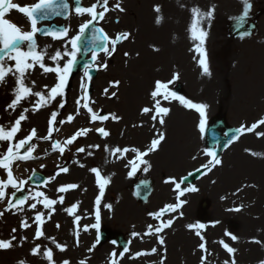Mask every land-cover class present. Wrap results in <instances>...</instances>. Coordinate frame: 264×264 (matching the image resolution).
<instances>
[{"label": "rangeland", "instance_id": "374dc122", "mask_svg": "<svg viewBox=\"0 0 264 264\" xmlns=\"http://www.w3.org/2000/svg\"><path fill=\"white\" fill-rule=\"evenodd\" d=\"M34 1L36 0H21L19 3L25 4L26 2L32 3ZM178 1L180 0H175V3L177 4ZM210 1L213 6L218 7V10L214 11L212 26L209 25V20L207 18L201 21L199 17L193 15V18L197 20V36L199 35L200 28H203L207 33L204 42L201 44L199 39L193 38V43H191L190 48H188L189 45H186L184 41L183 43L181 42L178 48V51L181 53L178 54V61L175 62L174 65H172V61L169 66H166L168 52L164 48H161L160 53H158V59L149 57L150 60H146L145 57L143 58L144 52H142L141 49L133 48V46L137 44L136 40L138 36L143 35L142 26L139 30L140 17L138 12H141L139 0H109V10L105 12V19L100 23V26L109 37L107 48L111 50L114 47L115 51L112 52L111 55L104 51L101 53L93 52L89 56L94 57L95 55V61L98 67L103 64L107 65V67H99L100 72L98 78L93 82L95 89L93 96L98 99L105 98V96L108 98V95L113 92L116 93L115 97L118 99L122 98L124 96V85L131 82L130 71L137 72L135 73V79L144 80L145 84V74L148 73V71L145 73V68H148L149 72H153V70L149 69V63L153 67L156 66L155 68L157 70L155 72H158L160 80H167L173 68L181 75L186 74L185 77L189 76L191 78L194 76L193 79L195 78L193 70L198 72V74L196 72V76H200V73L201 76H206L205 80L197 78V85L196 87L194 86L195 89L193 91L197 103L207 105L205 109H209V112L204 109L205 115L202 117L198 110L197 122L192 124L188 122L186 124L187 131L190 129L191 125L195 129V163L189 165L187 161L188 166L183 165L181 170H179V166L183 161H181L180 155L177 153L172 159V165L169 162L165 166V170L161 171V168L158 169L157 171H159V173L156 177H154V172L151 173L155 181L156 179L157 181L155 183L154 192L148 203L143 205L140 202H136L135 199V201L131 199L133 209L138 211L136 209L138 207L139 212L134 211L131 213L126 210L119 216L113 217L111 221H109L110 218L108 217L103 220L110 225L109 227L113 229L118 227L120 230L124 228L119 224V221L123 224L127 223L126 229L122 232L125 233V236L128 234V251L124 252V250L121 249L116 250V248L110 244L102 248V246L96 243L97 239L95 240L92 227L88 230L89 232L83 233L81 230L82 226H91V223H95L96 221L95 219L89 220L84 218L83 224L74 222L75 216L77 215L74 213L69 214L65 211L66 208L73 205L70 201H67L68 195H66V192L63 193L64 203L59 206V208L53 206L57 211L54 212L56 215H58L57 213L62 214L61 220L55 217V214H51V219H48L50 210L45 209L43 203L39 202L43 200V197H35V193L43 192L49 199L58 200L62 193H58L57 189L71 182L70 178L61 177L60 181L55 182V184L53 180H50L44 187L30 188L29 196L32 198L26 201L22 206L23 211H16L15 209L11 211L5 210L8 207L7 199H5L7 192L11 197V193L14 191L11 185H8L10 190H5V198L0 200V212L4 213L0 216V239H10L12 235H15L17 240L13 241L12 248L0 250V264H18V262L22 260L25 261V264H49V261L43 256L44 251L48 248H51L53 251V260L55 264H62L64 260H68L70 264H80L81 261H84V264H201L202 255L207 257L206 264H224L225 261L231 264L232 254H229L226 249H224L221 241L253 257V259L247 262H240L239 258H236V251L234 254L236 264H260L261 261H264V135H261V133H264V125L258 124V121L264 119V68L261 67V64L256 62H254L256 64L254 68L253 58L250 57L251 51L255 50L258 46H260L262 52H264V44H260V39L264 38V19L255 38L237 41L229 37L228 40L230 42L226 45V17L230 16V19H232L236 16L242 9L244 0H182L180 6L181 8L185 5L190 6L191 10L194 7H199L201 11L207 12L209 10ZM82 2L85 7H91V5L97 3V0H82ZM116 3H120L124 11L121 12L119 9L115 8ZM257 5L255 9H259L260 7L264 9L263 1L261 2V0H259ZM161 8L163 10L162 6ZM181 8L178 7L180 13H182ZM191 10L188 11V9H185V11H188L187 18L183 20L180 18L182 21L180 22L179 20L178 24H182L184 20L185 22L189 21L190 17L188 16L189 13L191 16ZM21 15L24 16V14L18 10H14L8 19L14 23L15 18L19 17L22 19L23 23H26V20L23 19ZM89 15V13L80 15L72 13L69 19L65 21L66 28H68V35L63 36V38L51 37L53 42L61 44V46L68 45L69 49H71L70 38L79 33V26L89 19ZM19 22L21 21L19 20ZM22 31H31L27 23L23 26ZM122 32L130 33L131 35L127 39H123L119 41V43L113 45L111 40H114L116 36ZM36 38L37 36H35V39ZM46 39L48 38L36 40V50L46 53L44 56V63L46 66L55 67L57 62L50 59L49 55L51 51ZM46 45L47 49H44ZM201 49L203 51H201ZM224 51L227 52L226 54H228L229 59H231L228 71L223 69ZM62 53L67 52L62 50ZM125 53H128V55L125 56ZM0 55L3 54L0 53ZM78 57L79 56L76 54V58ZM68 58L69 57L65 55L64 59L58 62L61 68ZM192 58L196 59V62L197 60L199 62L196 70L195 67H193L194 61H191L193 60ZM201 59L205 60L208 66L210 64L214 67L213 83L210 89L209 74L204 73L203 66L200 64ZM211 59L213 60L209 61ZM247 59L251 60L250 64ZM133 60H139L141 66L139 68H133L131 66V61ZM245 62H247L248 66H246ZM6 63L14 65L15 62L7 60L6 58ZM165 68L167 71L163 72ZM143 71L144 74L142 73ZM233 73H236L237 76H234ZM82 74L83 73L73 76L72 80H70L71 87H67L66 89L63 99L66 100L67 106H65L62 111H59L60 114L55 123V129L59 128V131L57 132L54 130V139L61 140L71 137L83 123L80 119L83 116H76L75 104L73 106L71 105L79 96L80 100L81 97L87 98L85 95L82 96V91L79 89L85 82L84 74ZM226 78L232 82L230 85L226 83ZM152 79L153 76L149 78L150 81ZM32 81L35 82V85L31 83ZM116 81L119 82L118 85H114L113 82ZM223 81L226 86L221 85ZM56 82L57 74L55 72L44 73L38 65L31 71L25 81L29 87H32L33 92L42 91L45 93V96H47L49 89L54 86ZM232 84L235 87V91ZM45 85H47L48 88H45ZM15 87L16 78L11 74L5 77L4 82H0V125H4L6 129L10 128L23 109L28 108L29 112L27 113V119L21 122V129L16 134L15 139L18 141L25 134L30 133L33 128L40 133L45 132L46 113L52 110V108L57 109L62 98L57 96L52 100V106L50 108L49 106L41 107L40 111L33 112L31 111L32 106L38 98L29 96L27 99L21 100L15 111H13L12 109H8L7 105L11 102L9 100L14 96L13 92ZM105 90H107V93ZM210 99L211 101H209ZM134 104L139 107L133 108V110H137L138 115L136 116L135 114L133 116L132 122H130L131 118H129V115L124 119L123 115L120 114V122L116 123L117 126H113L112 120L109 122L111 129L108 127V132L111 136L132 133L134 136H139L142 146L146 147L147 145L144 144L149 139H151V141L154 139L153 129H146L145 125L142 123L144 122V116L150 118V115H148L149 113L142 112V109L144 106L147 107V104L146 101L136 102ZM109 106L110 104H108V107ZM108 107H106V109H108ZM110 108H114L113 114L116 113L115 107ZM219 113L226 114L229 123L233 126L241 128L242 126L251 127L253 124H257V127L251 132H241L239 139L229 146L222 154L220 158L222 161L221 165L213 168L205 177L192 186L196 189L195 191L192 190L194 195L192 198L189 196L178 198L176 193L181 191V187L179 189L175 187L176 183H180V181L177 182L178 177L193 166L205 168L203 165L213 159L207 154L203 145L200 124L202 122L203 124L207 123L209 117H213ZM33 114L36 116L33 117ZM69 114L73 115L74 118L77 117L78 123L69 124V122H65L60 124L59 121L66 120ZM164 120L167 119L165 118ZM177 121H179V119H177ZM150 123L151 121L146 126L149 127ZM123 126L126 128L122 129L121 127ZM167 127L166 129H168ZM166 131H164V133ZM44 135L45 133H41L39 137H43ZM174 136L179 139V134L177 136L174 134ZM128 138L132 139V136L129 135L118 138V146L127 143V140H130ZM104 141V139L100 140L97 135L89 131L87 135L78 138L73 143L72 151L79 147L89 148L91 145H99V149L96 147L90 148L94 152L96 149L103 152L101 144L104 143ZM165 141H168L171 145L173 139L171 140L168 138L166 134ZM183 141L184 140H179L175 144L177 151L180 149V144L181 142L183 143ZM2 142L9 144V142L6 141ZM135 142L136 141L132 139V143ZM14 143L15 141L13 144ZM35 145L36 147L33 153L38 155V158L44 157V154L51 147L49 141L42 139H37ZM0 146V152H5V148H8V145L0 144ZM252 152L260 153L261 155L254 156L251 154ZM188 156L189 152L187 153V157ZM55 157H57V155H55ZM65 160H67L69 164V156L65 157ZM173 160H175L177 166L173 165ZM57 162L58 160L54 158L52 159V163L48 162L47 158H43L42 160L22 165L21 172L15 169L13 167L14 163H12L11 170L13 172V178L18 180L26 179L28 181L30 174L34 171H43L51 175L54 168L61 165L60 163L56 164ZM67 162H65V165H67ZM145 167H147V165ZM252 167H259L262 171L257 174L254 171H250ZM168 168L171 170H168ZM148 170L151 171L149 168ZM19 173L20 175H18ZM161 174H163L162 178ZM0 178L5 181L7 180L5 169L0 168ZM169 178H174V182L169 181L165 183ZM26 184L28 185V182ZM183 187L184 185L182 188ZM31 203H37V208L31 209L29 207ZM177 204H179L180 207L176 208L175 211H168L166 208L168 205ZM119 207L120 206L117 208ZM236 208H241V210L235 211ZM38 211L45 213L44 217H42V220L45 222L41 225V229L45 235L40 239H35L36 230L33 221ZM150 213L158 214L159 219L154 215H150ZM107 214L111 215L110 213ZM117 217L118 222H116ZM26 218L28 223L31 224V227L24 229L21 227V221ZM169 219L173 221L171 227L166 228L158 234H147L149 225H152L153 229H155ZM217 221L219 223H217ZM180 223H183V228L180 227ZM57 224L60 225L59 228L56 227ZM200 224H204L205 227L200 228ZM190 225L192 227H189ZM13 228L16 229L15 233L12 232ZM77 231H79V236L84 238L82 244H77ZM133 232L141 233L140 241L139 236L132 235ZM228 233L235 235L238 239L232 240ZM160 236L164 238L165 243L163 245L159 243ZM22 237H27V239L24 240L21 245L20 239ZM201 237H203V240ZM50 238H55L56 244H54ZM255 241H259V243ZM201 243L205 244L207 249L206 253L201 250ZM57 244L65 245V250L61 251L56 246ZM94 244V250L89 252L88 249L92 248ZM36 245H40V253L33 255L32 249ZM153 248L156 249L155 253L151 252ZM142 252L147 254H142L140 256L136 255ZM113 253H115V256H113Z\"/></svg>", "mask_w": 264, "mask_h": 264}, {"label": "snow or ice", "instance_id": "6c2138e0", "mask_svg": "<svg viewBox=\"0 0 264 264\" xmlns=\"http://www.w3.org/2000/svg\"><path fill=\"white\" fill-rule=\"evenodd\" d=\"M108 3L109 0H97L96 4L91 5V7H81L77 6L75 8V11L77 14H83V13H89L91 16V19L87 20L83 24L80 25L79 33L73 37L70 38V44H71V51H68L67 53H62L61 51H56L54 55L50 57L52 61H56L57 65L55 67L46 66L44 63V56L46 53L38 52L37 44L35 40V35L37 32H47V29H42L37 27V23L40 20H47L53 15H60L62 11H65L68 9L69 5L66 2V0H38V2L28 5V6H20L18 4L12 3L11 0H0V53L3 55H0V82L5 81V77L9 74H11L13 77L16 78V87L14 89L13 95L14 99L7 105L8 109H12L15 111L16 107L20 104L21 100L27 99L29 96H35L38 99L36 100L35 104L32 106L31 111H39L41 107H47L51 104L52 100H54L57 96H60L62 99L59 102V107L57 110L52 111L49 118V128L47 131V134L43 137L37 136V130L35 128L31 129L30 133L24 138L19 139L18 141L15 139L16 134L21 129V122L25 121L27 119V113L29 112L28 108H24L21 114L18 116V118L15 119L14 124L6 129L4 125H0V141H7L9 142V146L7 148L6 153L0 152V168L6 170V176L7 180L0 178V200H3L5 198V188L8 185H11L12 188L15 189L11 193V198L8 199V207L5 209L6 211H11L12 209H15L16 211H23L22 206L25 204L26 201H28L30 196H24L20 195L17 196V192H21L23 189V186L27 183V180H18L13 178V172L11 170V162L17 159H29L32 157H29L27 154L21 155L20 149L27 146V151L30 152L32 149L36 147L34 143H31L33 141V138L42 139L45 141L52 140L53 138V125L57 122L58 115L60 114L59 110L63 109L65 107L66 100L63 99L66 93V89L68 87V81L70 78L71 73L74 70L75 62H76V52L78 50V41L81 39V36L85 33L86 29H88L94 21H96L98 18L100 20L104 19L105 12H107L108 9ZM245 8L243 13L234 18L237 20L238 26L240 28H243L246 23H248V16L250 14L251 9V3L249 0H244ZM98 5L103 6V11H96ZM115 8L119 9V11H124V9L121 7L120 3L115 4ZM11 9H17L19 12L24 13L27 15V17L30 18L31 23V31H22L20 27L17 26V24L12 23L10 20L6 19V13H8ZM156 12H160V6L158 5L156 7ZM192 13L195 17H199V19L202 21L204 18H207L208 20H211V18L214 15L215 6H213L210 10L207 12L201 11L199 7H194L192 10ZM156 23H161V18H157ZM60 34L57 35V30L52 31V35L56 36L57 38H63V36L68 35V28H63L58 30ZM99 32L101 35L99 37L95 36V33ZM248 32H243L242 35L246 36L249 35ZM131 34L122 32L116 36L114 40H111V43L115 45L117 42L127 39ZM192 35L194 39H199L201 44L204 42V38L207 35V33L203 30V28H200L199 35L197 36V20L194 19L192 21ZM97 39L100 40H108L107 34L103 32V29H95L94 30V38L93 43L96 42ZM103 51L109 53V55L112 54V52L115 51V48L113 47L111 50L107 47L103 48ZM201 51H203L201 49ZM69 57L66 62L63 64V67L61 68L59 65V61L64 59V56ZM128 53H125V56H127ZM7 60L14 61V65H10L6 63ZM95 59V55L93 57ZM200 64L203 66V71L206 74H211L209 70L208 64L205 62V60L201 59ZM39 66L44 73H52L55 72L57 74V82L54 86H52L47 96H45V93L42 91H32V87H29L25 81L28 77V75L31 73L32 70L36 66ZM99 67H107L106 64L100 65ZM87 74V69H86ZM178 76V74H176ZM33 85H35V82H31ZM114 85H118L119 82H113ZM168 83H171L169 81ZM45 88H48L47 85L44 86ZM161 89H167V83L157 81L155 90L151 93L153 99H155L157 96L161 94ZM107 93V90H105ZM113 96L116 95L115 92L112 93ZM169 97L172 98H178L182 103H186L191 108H196L199 110L200 115L203 117L205 115L204 109L207 107L205 104H195L191 101H185L184 97H177V94L175 92H166L164 94V99H168ZM81 99H84V97H81ZM77 108H76V116L80 115V104L81 100L77 99L76 101ZM83 107L87 110L88 113L91 114V120L94 122L97 119L100 121H106L109 119V115H98V113L93 112V109L89 107L87 101L83 104ZM152 109L149 107H144L142 109L143 113H149ZM169 113V108L167 107H161L160 100L155 99V114L152 115V120H157L159 124L163 125L165 123L164 116H166ZM112 120H118L120 117L116 116L115 114H110ZM74 116L69 114L66 118V120H60L59 123L63 124L65 122H71L73 121ZM258 124L264 125V119H261L258 121ZM257 127V124H253L251 127H245L242 126L240 129H237L238 133H241L243 131L251 132L254 128ZM201 131L204 130V124L203 122L200 124ZM55 131H59V128H56ZM90 131L89 128H80L78 129L73 135H71L70 138L66 139L64 141V147L61 146V141L56 140L52 148L53 150H59L61 155L65 152V149L68 145H72L78 137L85 136ZM98 133L101 134L103 137H107L109 135V132L105 130V128L101 127L96 129ZM261 135H264V133H261ZM156 138L152 139L150 147H148L145 151H140L137 148H124L121 149L119 147H116L113 150V154L115 153H128L129 151L136 153V159L139 161V164L147 165V167L144 169L145 171L148 170V168H151V164L145 160L142 159L143 157L147 156L149 153L154 152L157 150L158 146L161 144V142L165 139V133L162 131L157 130L155 133ZM15 143L13 144V142ZM232 141L230 140L229 143ZM15 147V151H14ZM90 147H96L98 148L99 145H91ZM77 152L83 153L85 152L84 147H80L77 149ZM209 156H211L213 159L209 160L207 164L203 165L208 171H211L213 168H215L218 165H221L222 161L220 158L216 156V153L214 151H209L207 153ZM254 156L261 155L260 153L252 152L251 153ZM88 155H92L91 152L88 153ZM133 160H129L128 164H133ZM139 164L136 165V167H139ZM81 167L84 165L81 164ZM43 167V166H42ZM136 169L133 168V171ZM69 171L68 167L61 166L59 168V171L52 177H50L51 180H54L56 176H58L61 172L67 173ZM91 172L95 173L96 176L100 177V171L97 168L90 169ZM132 173H129L131 175ZM191 175V173H189ZM111 177H108L104 183H100V192L99 196L96 198V205L100 204V197L104 195V186L105 183H108L110 181ZM184 180L187 179V177L183 178ZM170 180H173L174 178H170ZM169 182L168 180L165 181V183ZM182 182V181H181ZM97 183H99V179L97 180ZM78 187L77 184L71 183L67 184L66 186H60L57 189L58 193H64L66 190L70 189H76ZM175 187L179 189L181 187L180 183H176ZM187 189H185L186 191ZM195 191L196 189H191ZM183 194V193H181ZM35 197H43L42 201H39L43 203V206L45 209H49L48 219H51V214L55 212L54 205L57 204L56 199H49L47 196L44 195L43 192H36ZM59 203L63 204L64 202V196L60 195ZM15 201V203H13ZM79 204V201H77L75 204L71 205L70 207L66 208L65 211L69 214L73 213V209L77 208ZM31 209L37 208V203H31L29 205ZM106 207L111 208L112 205L108 204ZM180 207L179 204L177 205H168L166 206L168 211H175L176 208ZM242 208V206H241ZM241 208H236L235 211H240ZM4 213L0 212V216H2ZM45 213L42 211H38L35 215L33 223L37 224V230L35 232V239H40L45 235V233L41 229V225L45 222L42 220V217H44ZM150 215H154L159 219V215L156 213H150ZM182 215V213H181ZM81 219L79 215L75 216V221L78 222ZM97 219H99V214L97 213ZM173 221L171 219L167 220V222L162 223L159 227H156L153 229L152 225L148 226V233L147 234H158L162 232L165 228H168L172 225ZM217 223H219L217 221ZM21 227L24 229H27L31 227V224L28 223L27 218L23 221H21ZM57 228L60 227L59 224L56 225ZM189 227H192L191 225ZM200 228H204V224L199 225ZM85 230H87L88 226H84ZM12 232L15 233L16 229L13 228ZM133 236H139V233L133 232ZM228 235L231 236L232 240H237L238 238L235 235H232L228 233ZM77 236V244L79 243L78 237H79V231L76 232ZM27 237H22L20 239V243L22 245L23 241L26 240ZM54 244H56L55 238H50ZM203 240V237H201ZM17 237L15 235H12L10 239H0V250H7L13 247V241H16ZM259 243V241H255ZM96 243H99V240L96 241ZM115 244L116 242L113 241ZM159 243L163 245L165 243L163 236H160ZM221 244L223 245L224 249L229 254H232L231 258V264H236L235 256L236 249L233 247H230L227 243H224V241H221ZM61 251H64L66 246L65 245H56ZM95 248V244L92 246V248H89L88 251L91 252ZM200 248L205 253L207 252L206 246L204 243H201ZM128 248H124V252H127ZM152 253L156 252V249H151ZM40 253V245H36L32 249V254L37 255ZM142 254L147 253H137V256H140ZM44 258L49 261V264H55L53 260V251L51 248H48L43 253ZM113 256H115V253H113ZM207 257L205 255H202L201 257V264H206ZM18 264H25V261H19ZM62 264H70L68 260L62 261ZM80 264H84V261H81ZM224 264H229L228 261H225ZM260 264H264V261H261Z\"/></svg>", "mask_w": 264, "mask_h": 264}, {"label": "bare ground", "instance_id": "6f19581e", "mask_svg": "<svg viewBox=\"0 0 264 264\" xmlns=\"http://www.w3.org/2000/svg\"><path fill=\"white\" fill-rule=\"evenodd\" d=\"M170 4V3H169ZM141 12H140V24L141 26L145 29V34L141 37L138 38L137 44L133 46L134 49H141L145 50V56L143 55V58L146 57L149 59L151 58H156L158 59L159 57V49L165 48L169 56H173L171 59L168 60L166 63V66H169L170 62L173 61L172 65L175 64V62L178 61V54L181 53L180 51H177V46H180V43L183 41L186 43V45H189V43L193 42V35H192V28H191V16L189 13L190 20L184 22L181 24V26H178L176 24L175 19L181 18L186 19L188 11H181L182 13L179 12V9H177L176 13L175 12V6L171 7L169 10V6L167 5V10L168 13L171 14L172 16L174 15V20L171 18L170 21L165 22V23H156L157 17L151 18L149 17L148 13V8L141 7ZM180 40V43L178 44V41ZM47 43H49V49L51 51V54L49 55L50 57L55 54L56 51H61L64 50L66 52L71 51L69 49L68 45L67 46H61V44L54 43L53 40L50 41V39H47ZM178 44V45H177ZM47 46V45H46ZM149 53H147V52ZM150 60V59H149ZM143 64V60H142ZM131 66L133 68H139L141 66V62L139 60L131 61ZM132 68V69H133ZM149 69L153 70V66L149 63ZM135 70V69H134ZM146 71H149L148 68ZM130 81L133 82V87L125 91V93L129 90H138L139 85L141 84L140 81L137 82L138 79H135V72L130 71ZM234 76H237L236 73H233ZM201 80H205L206 76H200ZM124 88L126 89V85H124ZM235 91V89H234ZM140 95L142 97H145V93L141 92ZM225 97V95H224ZM184 115H189L190 114H184ZM175 121V119H174ZM178 134L179 138H184L185 137V127L184 124H181L178 129ZM171 139V136H170ZM166 147H169V143H166ZM160 154H158L157 157H159ZM160 158H165L164 156L160 155ZM250 171H254L255 173L258 174V172H261L262 170L258 167H252ZM128 185L125 182L121 183V188L122 189H127ZM124 200L128 198V194L124 193ZM130 206V205H129ZM127 205H124V208H127L129 211H132L133 208L129 207ZM236 258H239L240 262H247L250 259H253V257L247 253H244L240 250H237Z\"/></svg>", "mask_w": 264, "mask_h": 264}, {"label": "water", "instance_id": "95a60500", "mask_svg": "<svg viewBox=\"0 0 264 264\" xmlns=\"http://www.w3.org/2000/svg\"><path fill=\"white\" fill-rule=\"evenodd\" d=\"M222 123H218L217 126H211L209 128L208 131V136H209V146H213L216 142H220L221 143V148L224 147L227 143H229L230 140L233 139V137L236 135V132H234L233 130H228L227 134L228 137L226 138H222L220 137V133L222 130ZM219 153V151H218Z\"/></svg>", "mask_w": 264, "mask_h": 264}]
</instances>
